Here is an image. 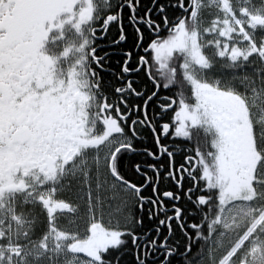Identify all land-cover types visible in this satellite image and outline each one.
<instances>
[{
    "label": "snow or ice",
    "instance_id": "snow-or-ice-1",
    "mask_svg": "<svg viewBox=\"0 0 264 264\" xmlns=\"http://www.w3.org/2000/svg\"><path fill=\"white\" fill-rule=\"evenodd\" d=\"M66 21L93 24L87 63L57 74L41 45ZM258 89L264 0H0V195L26 192L46 217L0 244V264H230L211 255L210 190L229 101L254 109Z\"/></svg>",
    "mask_w": 264,
    "mask_h": 264
},
{
    "label": "flooded vegetation",
    "instance_id": "flooded-vegetation-1",
    "mask_svg": "<svg viewBox=\"0 0 264 264\" xmlns=\"http://www.w3.org/2000/svg\"><path fill=\"white\" fill-rule=\"evenodd\" d=\"M236 2H238V0H234V3ZM66 16V13L61 14L62 19H66ZM92 27V23H85L77 29L73 21H66L61 30L56 28L50 29L49 35L41 45V51L45 55L54 57L56 60L55 70L57 74H66L75 66L78 60L81 61L82 67L87 63L86 60L81 59L82 57H86L87 45L82 50L79 49V45L84 43L85 40H90ZM97 43H107V41L101 40ZM65 47H74L78 50L65 55ZM104 50L107 51V49ZM113 59H115V57ZM193 71H195V69H193ZM250 99H253V96ZM253 100L259 103V94L258 98ZM240 103L247 108L250 105L249 102L244 100L243 103L242 99H238V101H231L229 107L231 108ZM220 198L222 203L225 204L227 199L225 200V195L223 193L220 194ZM26 200H32V197L28 196L26 192L6 191L3 195H0V229H2L5 234L4 239L0 240V244L7 245L9 237H11L12 243H16L18 239L21 243H28V241L32 240L34 237H39L41 230L45 227L46 217L43 214L42 207L39 204L26 203ZM223 210L219 218L214 220L215 223L213 228L216 235L213 239L216 243L213 245L211 255L213 257H219L228 251L234 253V255L231 256L230 264H241L242 262L246 264H264V209L256 219H259L256 227V236L247 240L249 235L254 231V229H249L250 231L248 230L233 247H230L231 240L227 241L229 235L228 228H221V226L219 228L215 227L216 223L220 222V220H223L225 217ZM17 217L19 220L16 219ZM57 223L62 227H66L62 220H58ZM228 224H230V222H228ZM25 230L28 232L27 237H23L22 235ZM221 238L224 240V248H220ZM28 247L30 248L31 244H29ZM6 260L7 253L5 254V261Z\"/></svg>",
    "mask_w": 264,
    "mask_h": 264
},
{
    "label": "trees",
    "instance_id": "trees-1",
    "mask_svg": "<svg viewBox=\"0 0 264 264\" xmlns=\"http://www.w3.org/2000/svg\"><path fill=\"white\" fill-rule=\"evenodd\" d=\"M145 3L148 0H144ZM116 59V58H115ZM254 99V98H253ZM252 101H256L253 100ZM256 103V102H255ZM249 122L251 134L253 137L254 148L257 153V162L252 179L253 192L245 199L239 202L235 207L231 216L229 215L228 222V239L231 240L233 247L239 239L250 229L251 225L259 217V214L264 209V89H259V103L253 109L251 103L248 106ZM215 136L214 131L202 133L200 137L201 149L205 156L211 151V142ZM184 138H176L177 143L183 142ZM210 159V158H209ZM222 189L216 186L210 190L211 200L208 210L209 219L216 220L221 215L224 204L221 201L220 194ZM231 225V226H230ZM256 229L249 235L248 239L256 236ZM226 241V242H227ZM224 240L220 239V248H224Z\"/></svg>",
    "mask_w": 264,
    "mask_h": 264
},
{
    "label": "rangeland",
    "instance_id": "rangeland-1",
    "mask_svg": "<svg viewBox=\"0 0 264 264\" xmlns=\"http://www.w3.org/2000/svg\"><path fill=\"white\" fill-rule=\"evenodd\" d=\"M257 93L253 95L254 99L258 98ZM239 98H233L229 101L228 110L231 113L232 123L229 128V148L228 160L226 169V178L223 183L218 186L221 187L222 193L225 195L224 218L217 222L215 227L228 228L229 215L233 214L235 206L240 201L248 199L252 194V179L254 177L255 165L257 162V153L254 148L253 137L248 124V108L243 104L229 107L231 101ZM244 103V100H242ZM264 215V214H263ZM259 220V219H258ZM258 220H256L250 227L251 230L256 229ZM231 226V225H230ZM250 231V230H249ZM246 264V263H241Z\"/></svg>",
    "mask_w": 264,
    "mask_h": 264
}]
</instances>
